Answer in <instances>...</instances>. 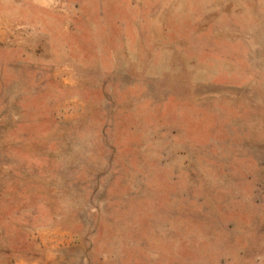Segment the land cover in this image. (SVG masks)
I'll return each instance as SVG.
<instances>
[{
  "label": "rangeland",
  "instance_id": "obj_1",
  "mask_svg": "<svg viewBox=\"0 0 264 264\" xmlns=\"http://www.w3.org/2000/svg\"><path fill=\"white\" fill-rule=\"evenodd\" d=\"M0 264H264V0H0Z\"/></svg>",
  "mask_w": 264,
  "mask_h": 264
}]
</instances>
